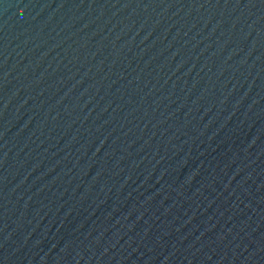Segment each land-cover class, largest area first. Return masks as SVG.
I'll use <instances>...</instances> for the list:
<instances>
[{
	"label": "water",
	"instance_id": "water-1",
	"mask_svg": "<svg viewBox=\"0 0 264 264\" xmlns=\"http://www.w3.org/2000/svg\"><path fill=\"white\" fill-rule=\"evenodd\" d=\"M0 264H264V0H0Z\"/></svg>",
	"mask_w": 264,
	"mask_h": 264
}]
</instances>
